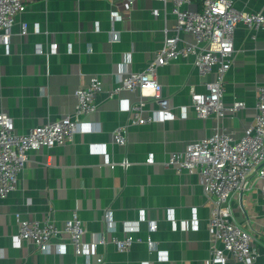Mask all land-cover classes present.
<instances>
[{
    "label": "crops",
    "instance_id": "obj_1",
    "mask_svg": "<svg viewBox=\"0 0 264 264\" xmlns=\"http://www.w3.org/2000/svg\"><path fill=\"white\" fill-rule=\"evenodd\" d=\"M171 0H32L17 15L9 45L0 41V111L14 118L15 130L26 133L47 120L75 111L76 90L91 76L102 79L98 111L84 119L73 142L29 152L17 188L0 197V264H234L210 253V202L197 172L166 165L172 152L208 136L217 128L233 130L240 138L253 122L260 84L264 82V30L240 23L235 31V53L225 76L226 101H246L238 114L220 119L196 115L191 90L207 92L194 56L158 67L160 92L171 99L173 116L163 121L133 124L128 106L141 92L109 91L128 72L145 70L173 35L176 15ZM238 9L264 11V0H235ZM200 0L186 8L201 9ZM111 10L117 12L113 17ZM159 12L158 14H156ZM28 24L22 34L21 24ZM185 42L193 35L182 33ZM58 44L52 52L51 44ZM182 43V42H181ZM43 44L45 52L39 51ZM213 71H216L214 67ZM157 104L148 99L145 115ZM130 122L127 143L114 142L113 132ZM152 158V162H148ZM128 160L124 167L119 162ZM50 161V164H46ZM118 163L111 168L109 163ZM257 174L230 199L237 223L254 234L253 247L264 257V194ZM111 210L109 222L106 210ZM77 211L85 226L86 253L77 256L68 238H53L47 250L32 241L18 240L16 213L27 218H49L62 226ZM157 229L151 230L150 224ZM136 227L140 240L129 251L115 244L95 248L101 235L123 236ZM151 237L153 248L147 244Z\"/></svg>",
    "mask_w": 264,
    "mask_h": 264
},
{
    "label": "built area",
    "instance_id": "obj_2",
    "mask_svg": "<svg viewBox=\"0 0 264 264\" xmlns=\"http://www.w3.org/2000/svg\"><path fill=\"white\" fill-rule=\"evenodd\" d=\"M32 0H0V41L9 45L12 28L18 14L27 10ZM116 2L117 0H110ZM132 5L136 0H125ZM167 1V0H164ZM195 0H171L172 12L176 15L173 35H166L162 47L155 58L143 71L128 72L110 91L116 96L121 90H139L141 97L127 110L133 124L163 121L173 116L171 99L160 92L158 67L181 57L194 56L196 67L203 74L214 72L206 81L207 92L191 90L192 107L197 116L220 119L236 115L246 107V101L234 97L226 101L225 76L230 70L235 53L234 36L240 23L250 28L264 30V11L247 12L235 5V0H200L199 10L186 8ZM113 17L115 10L110 11ZM157 12L156 14H158ZM22 34L28 33V24H21ZM193 35L194 42H185L181 35ZM182 42V43H181ZM58 44H51L56 52ZM39 51L45 52L43 44ZM214 67L216 71H213ZM102 91V79L93 75L76 90L77 104L72 114L47 120L41 125L30 128L26 133L15 130L14 118L0 111V197L5 198L17 188L19 174L30 160L29 152L43 147L65 145L73 142L75 135L82 132L84 119L98 111L97 95ZM153 100L157 107L145 115L147 100ZM130 122L119 125L113 132L114 142L127 143ZM152 162V158H148ZM46 164H50L47 161ZM118 163L110 162L111 168ZM128 167L130 162H119ZM166 165L179 171L197 172L202 187L210 202L211 215L208 222L210 232V253L216 260L232 261L234 264H264L259 261L260 253L253 247L254 234L247 227L237 223L230 199L249 182V176L256 172L259 188L264 194V82L260 84L256 100V114L253 122L240 138L233 130L217 128L208 136L190 142L184 151L172 152ZM19 229L17 239L32 241L42 250H47L53 238H68L77 256L86 253L88 244L84 241L86 232L83 220L77 211L67 218L62 226L49 218L37 219L23 217L16 213ZM110 221L111 210L105 212ZM151 230L157 229L156 223L150 224ZM136 227H127L123 236L114 235L108 239L101 235L92 245L95 248L112 242L120 251H129L134 242L140 240ZM150 248L155 246L151 237L147 239ZM96 263L103 264L104 255L98 253ZM74 264H84L77 260Z\"/></svg>",
    "mask_w": 264,
    "mask_h": 264
}]
</instances>
